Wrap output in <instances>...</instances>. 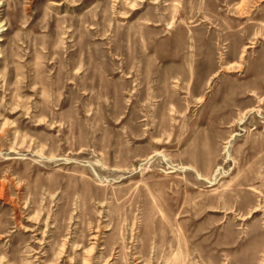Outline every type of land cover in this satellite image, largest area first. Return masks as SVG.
<instances>
[{
    "label": "rangeland",
    "instance_id": "374dc122",
    "mask_svg": "<svg viewBox=\"0 0 264 264\" xmlns=\"http://www.w3.org/2000/svg\"><path fill=\"white\" fill-rule=\"evenodd\" d=\"M223 262L264 264V0H0V264Z\"/></svg>",
    "mask_w": 264,
    "mask_h": 264
},
{
    "label": "bare ground",
    "instance_id": "6f19581e",
    "mask_svg": "<svg viewBox=\"0 0 264 264\" xmlns=\"http://www.w3.org/2000/svg\"><path fill=\"white\" fill-rule=\"evenodd\" d=\"M259 207H261V205L256 206V208L253 211L254 212L258 211L260 209ZM227 260H229V259H227ZM223 264H231V263L230 262H223Z\"/></svg>",
    "mask_w": 264,
    "mask_h": 264
}]
</instances>
